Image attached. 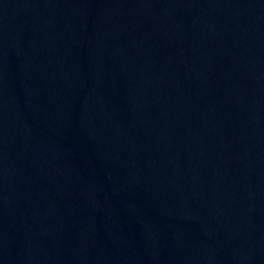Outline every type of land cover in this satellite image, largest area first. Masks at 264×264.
<instances>
[{
    "label": "water",
    "instance_id": "water-1",
    "mask_svg": "<svg viewBox=\"0 0 264 264\" xmlns=\"http://www.w3.org/2000/svg\"><path fill=\"white\" fill-rule=\"evenodd\" d=\"M0 264H264V0H0Z\"/></svg>",
    "mask_w": 264,
    "mask_h": 264
}]
</instances>
